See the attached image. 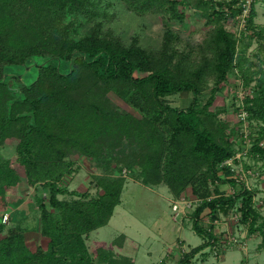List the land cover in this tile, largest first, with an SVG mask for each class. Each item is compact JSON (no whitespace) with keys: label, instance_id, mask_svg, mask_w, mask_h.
Here are the masks:
<instances>
[{"label":"trees","instance_id":"1","mask_svg":"<svg viewBox=\"0 0 264 264\" xmlns=\"http://www.w3.org/2000/svg\"><path fill=\"white\" fill-rule=\"evenodd\" d=\"M259 1L264 3L253 0L249 5L246 28L264 53V26L256 24ZM99 2L0 0V147L17 140L16 164L0 163V186L17 187L25 179L29 188L48 192V200L36 197L41 236L48 248L31 252L21 234L11 232L0 241V264H135L132 258L116 257L105 245L97 250L96 260L87 245L91 233L107 226L121 204L128 173L147 187L167 186L175 198L191 188L201 201L192 218L193 230L204 243L179 264H191L205 248L218 244L222 238L216 223L221 215H239L238 223L247 227L248 234L262 238L258 249L263 251L264 216L255 204L258 191L242 184L228 196L220 189V185L240 183L221 177L234 174L233 167L224 164L235 158L236 150L228 124L219 112L211 111L232 71L239 70L247 86L255 82L245 104L251 121L263 125L253 155L264 160L260 145L264 142V59L256 70L246 68L248 60L238 37L224 25L230 17L242 15L245 5L241 0L188 2L213 27L200 47L199 60L194 61L193 53L175 47L178 36L170 29L158 52L143 47L138 38L126 44L106 34L103 23L95 21L100 16ZM125 2L140 15H163L180 23L186 19L181 8L187 3L182 0ZM36 57L45 60L38 66L34 84L12 88L6 68L28 66ZM209 78L214 87L207 104L200 107ZM110 92L141 118L114 109L107 98ZM181 94L193 96L191 105L171 107L168 98ZM77 155L102 173L107 171L95 176V194L89 189L70 191L66 184L78 173ZM113 164L118 178L110 171ZM207 210L208 228L201 219ZM116 242L113 247L123 246Z\"/></svg>","mask_w":264,"mask_h":264},{"label":"rangeland","instance_id":"2","mask_svg":"<svg viewBox=\"0 0 264 264\" xmlns=\"http://www.w3.org/2000/svg\"><path fill=\"white\" fill-rule=\"evenodd\" d=\"M182 1L187 3L181 8L186 17L184 23L170 21L163 15H140L131 11L125 0H100V16L97 15L95 21L103 23V31L106 34L114 35L126 44H130L133 38H138L143 47L155 52L162 48L166 30L170 29L178 36L175 47L180 52L193 53L192 59L197 61L201 55L200 47L209 38L213 27L207 24L192 4L188 5L190 0ZM252 2L253 0H241L240 3L246 7L244 13L230 17L224 25L228 31L238 37L239 48L244 51L248 60L245 61L246 68L252 67L256 70L260 61L264 59V53L259 50L258 41L253 39L252 33L246 28L249 5ZM256 9L258 13L256 24L264 26V3L259 1ZM44 60L42 57H36L29 61L28 66H8L6 68L8 84L12 88L33 85L39 76L38 66ZM63 72L67 73L68 69L64 67ZM12 77H19L20 82L11 79ZM213 87V79H207V86L200 97V107L205 106L209 101ZM221 87L211 111L219 112L220 119L228 124V135L236 150L235 157H240L233 163L234 174L221 177L237 180L241 186L243 184L252 191H258L255 204L264 216V160L261 161L253 155V148L259 143L258 138L263 125L251 121L245 104V99L249 95L252 97L255 82L247 86L240 77L239 70H235L229 74L226 83ZM107 98L112 107L120 113L141 118L137 110L126 104L115 92H110ZM192 102L193 96L190 94L168 98L171 107L178 109H187ZM261 143L263 141L260 145ZM16 145L17 140L11 139L0 147V163L10 161L16 164ZM138 150L137 146L134 151ZM75 158L78 173L74 178H67L66 184L70 191L83 193L89 189L95 194L96 190L92 184L95 182V176L104 175L107 171L102 173L84 156L77 155ZM116 169V164L110 167L112 176L118 178L119 173ZM125 178L121 204L115 209L110 223L92 232L87 239L91 257L97 260V250L105 245L113 250L116 257L133 258L135 264H162V262L179 264L184 255L204 243L202 237L193 230L192 215L201 201L193 196L191 188L183 192L179 198H175L167 186L147 187L140 179L129 173ZM2 187L4 186H0V241L9 233L16 232L21 234L29 251L35 252L39 247L47 249L48 241L41 236L40 211L36 200L37 196L48 200L47 190L29 188L25 179L17 187ZM220 189L228 196L234 194V188L229 184L220 185ZM183 198L191 203L189 212H173V206ZM64 199L70 197L66 196ZM209 213L207 210L201 217L202 224L206 228L211 225ZM5 216H8V221H5ZM216 226V232L222 239L217 245L205 248L201 254L192 259L191 264H264V250L258 249L262 242L260 236H250L245 225L237 223L226 215L220 216ZM227 234L243 244L230 245L223 242L224 235ZM121 236L125 238H120ZM114 242L123 246L113 247Z\"/></svg>","mask_w":264,"mask_h":264},{"label":"built area","instance_id":"3","mask_svg":"<svg viewBox=\"0 0 264 264\" xmlns=\"http://www.w3.org/2000/svg\"><path fill=\"white\" fill-rule=\"evenodd\" d=\"M261 146L264 147V142L261 143ZM240 157L237 156L235 157L234 159L226 162L224 164V166H229V167H233V163L235 160L239 159ZM235 193V192H234ZM191 209V203L186 199V198H183L181 201L177 202V204H175L173 206V212H189V210ZM229 217L233 218V220L237 221V223L239 222V217L238 215H235V214H230ZM5 221H8V216H5ZM225 237V241L223 242H226L230 245L232 244H237V245H241L243 244V242H240L238 239H236L235 237L227 234V235H224Z\"/></svg>","mask_w":264,"mask_h":264},{"label":"crops","instance_id":"4","mask_svg":"<svg viewBox=\"0 0 264 264\" xmlns=\"http://www.w3.org/2000/svg\"><path fill=\"white\" fill-rule=\"evenodd\" d=\"M231 186V185H230ZM234 188V192L235 191H238V190H240V188H241V185H237V187L235 186V187H233ZM249 188V187H248ZM263 215V214H262ZM229 217V216H228ZM219 222V221H218ZM218 222H217V224H218ZM261 244V243H260ZM124 248V247H123ZM133 259V258H132ZM134 260V259H133Z\"/></svg>","mask_w":264,"mask_h":264}]
</instances>
